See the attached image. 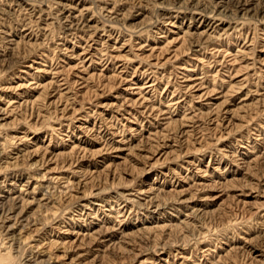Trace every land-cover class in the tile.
Returning a JSON list of instances; mask_svg holds the SVG:
<instances>
[{
	"label": "rangeland",
	"instance_id": "374dc122",
	"mask_svg": "<svg viewBox=\"0 0 264 264\" xmlns=\"http://www.w3.org/2000/svg\"><path fill=\"white\" fill-rule=\"evenodd\" d=\"M0 264H264V0H0Z\"/></svg>",
	"mask_w": 264,
	"mask_h": 264
}]
</instances>
